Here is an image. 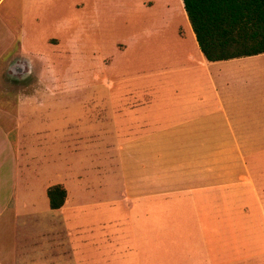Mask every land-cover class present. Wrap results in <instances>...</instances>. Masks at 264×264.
Here are the masks:
<instances>
[{"label": "rangeland", "instance_id": "374dc122", "mask_svg": "<svg viewBox=\"0 0 264 264\" xmlns=\"http://www.w3.org/2000/svg\"><path fill=\"white\" fill-rule=\"evenodd\" d=\"M200 56L181 0L0 1V110L16 124L0 154V264H141L139 222L124 197L140 170H126L127 158L150 160L159 150L180 160L188 136L212 137L211 160L225 166L227 181L242 172L256 183L263 209L253 223L264 232V110L244 109L232 120L255 142L230 143L216 112L209 127L175 126L190 107L212 106ZM241 73L231 78H241L242 90L233 82L231 92L252 88L264 99V68L253 83ZM220 77L214 85L222 92ZM56 184L67 205L51 211L46 190ZM242 210L251 221L249 205ZM202 224L209 233L221 229ZM210 242L220 247L219 238ZM261 252L264 262V243Z\"/></svg>", "mask_w": 264, "mask_h": 264}, {"label": "crops", "instance_id": "0c3cea01", "mask_svg": "<svg viewBox=\"0 0 264 264\" xmlns=\"http://www.w3.org/2000/svg\"><path fill=\"white\" fill-rule=\"evenodd\" d=\"M259 57L264 59V54L209 62L201 53L200 65L214 92V97L210 99L212 106L206 105L207 110L204 113H195V109L190 107L187 115L178 116L175 126L209 127L211 114L216 112L228 128L230 143L257 141L258 139L250 141L244 139L242 134L238 135L235 129L240 120L234 124L232 120L240 115L239 111H245L244 109L253 111L250 114L264 110L261 105V101L264 104V99H256L252 88L242 92L241 96L235 95L231 92V84L236 82L241 89L242 71L245 84L253 83V74L258 66L264 68V60L262 63L247 61ZM237 73H240L241 78L238 81L232 80L231 77L236 78ZM214 74L216 77L221 76L218 83L222 92L214 85ZM202 107L204 106L199 109ZM10 115L0 110V154L5 149V131L9 125L12 128L16 126ZM139 140L147 144L149 137L140 136ZM181 141V138L174 137L171 142ZM129 142L133 143L134 139ZM186 142L190 144V149L180 160L170 161L159 150L150 156V160L141 157L139 161L133 162V153L127 158L130 166L126 170L131 168L135 172L137 168L141 173L136 171L137 175H130L129 180L125 176L128 182L124 186L126 208L131 212L133 221L139 222L137 230L140 235V254L143 255L141 264H145V259L148 258L151 260L146 264H213L214 256L219 258V264H264L260 260L264 232L253 223L254 220H260V209H263L260 189L242 172H237L238 179L234 183L225 179L228 170L222 165L214 166L211 152L208 151L213 144L212 137L188 136ZM147 153L145 150L141 156ZM155 160L157 161L153 163ZM237 170L239 171L238 167ZM260 184L264 186V183ZM246 204L253 215L251 221L241 214L242 207ZM64 205L58 210H62ZM202 223H215V226L220 224L221 229L209 233ZM227 224H232L234 231L229 230ZM214 236L220 239V247L218 244L212 246L210 241ZM170 242L175 244L171 246Z\"/></svg>", "mask_w": 264, "mask_h": 264}, {"label": "trees", "instance_id": "16d2710c", "mask_svg": "<svg viewBox=\"0 0 264 264\" xmlns=\"http://www.w3.org/2000/svg\"><path fill=\"white\" fill-rule=\"evenodd\" d=\"M198 48L209 62L264 54V0H182ZM50 210L62 208L66 190L47 188Z\"/></svg>", "mask_w": 264, "mask_h": 264}]
</instances>
